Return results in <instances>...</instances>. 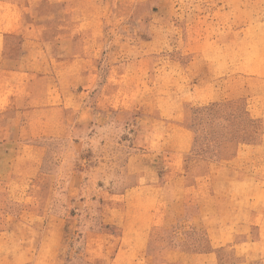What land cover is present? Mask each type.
<instances>
[{
  "label": "rangeland",
  "instance_id": "1",
  "mask_svg": "<svg viewBox=\"0 0 264 264\" xmlns=\"http://www.w3.org/2000/svg\"><path fill=\"white\" fill-rule=\"evenodd\" d=\"M9 19L0 229L40 232V264L237 261L201 209L214 224L217 162L260 128L231 76L264 66V0H0Z\"/></svg>",
  "mask_w": 264,
  "mask_h": 264
},
{
  "label": "crops",
  "instance_id": "2",
  "mask_svg": "<svg viewBox=\"0 0 264 264\" xmlns=\"http://www.w3.org/2000/svg\"><path fill=\"white\" fill-rule=\"evenodd\" d=\"M24 7L18 4L13 17L23 13ZM2 23H4V26H9V24L12 26L11 24H14L12 19L0 22V30ZM263 68L264 66L256 69L249 68L246 73L233 74L231 76V80L233 81L234 79L241 80L240 87L238 88L241 89V93H232V100L241 97L246 98L248 102L246 112L251 118L260 121V128L257 132L249 133V140L239 142L235 145L231 153L227 154L231 155L229 158L217 162L215 193L209 194V196H213L209 200H213L215 207V219H212L215 220L214 224L210 223L209 216L211 215L204 216L208 213H204L201 209L211 246L217 248L229 243L232 244L233 256L238 257V260L227 264H247L250 262L249 258L258 255L256 250L259 252L262 251L259 246L264 244ZM4 94L7 95V99L5 100L7 103H2L3 101L0 99V113L9 109L12 102V92L10 89L0 90V98ZM6 190L8 191L9 189ZM200 206L204 207V204H200ZM243 223L254 225V234H251L254 236L252 237L253 239L248 238L237 242V237L243 233ZM9 226L10 223L8 226L0 229V240L4 242L12 240L18 241L17 244H13L9 251H2L3 248H0V256H6L5 262H0V264H40V260H36L34 257L35 255H40L43 248L46 247L45 245L43 246L44 238L42 242H39L42 238L41 233L25 234L23 238H19V235L15 231L9 230ZM37 243H39V249L35 250ZM243 245H247V247L244 248ZM191 256L211 261L209 263L201 262L199 264H221L218 259L219 253L214 249L206 252H196L195 254H191Z\"/></svg>",
  "mask_w": 264,
  "mask_h": 264
}]
</instances>
